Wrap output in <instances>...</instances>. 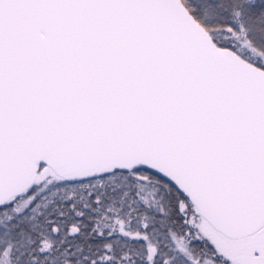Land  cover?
I'll return each instance as SVG.
<instances>
[{
	"label": "snow or ice",
	"instance_id": "snow-or-ice-1",
	"mask_svg": "<svg viewBox=\"0 0 264 264\" xmlns=\"http://www.w3.org/2000/svg\"><path fill=\"white\" fill-rule=\"evenodd\" d=\"M0 264H264V0H0Z\"/></svg>",
	"mask_w": 264,
	"mask_h": 264
}]
</instances>
